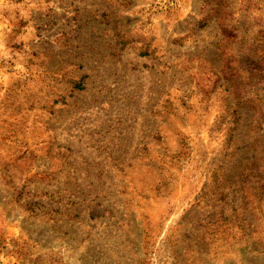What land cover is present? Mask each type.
<instances>
[{
    "label": "rangeland",
    "instance_id": "rangeland-1",
    "mask_svg": "<svg viewBox=\"0 0 264 264\" xmlns=\"http://www.w3.org/2000/svg\"><path fill=\"white\" fill-rule=\"evenodd\" d=\"M0 264H264V0H0Z\"/></svg>",
    "mask_w": 264,
    "mask_h": 264
}]
</instances>
